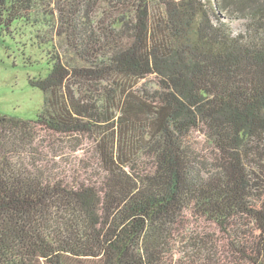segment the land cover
Masks as SVG:
<instances>
[{
    "label": "trees",
    "instance_id": "16d2710c",
    "mask_svg": "<svg viewBox=\"0 0 264 264\" xmlns=\"http://www.w3.org/2000/svg\"><path fill=\"white\" fill-rule=\"evenodd\" d=\"M56 5L43 111L0 116V264H264V0Z\"/></svg>",
    "mask_w": 264,
    "mask_h": 264
},
{
    "label": "rangeland",
    "instance_id": "374dc122",
    "mask_svg": "<svg viewBox=\"0 0 264 264\" xmlns=\"http://www.w3.org/2000/svg\"><path fill=\"white\" fill-rule=\"evenodd\" d=\"M36 7L37 19L21 21L10 30L0 29V116L22 120H34L45 107V94L32 86L31 81L45 79L52 67V58L56 51L65 55L62 39L40 25L45 9H57L58 0H42ZM47 19V18H46ZM233 29L243 27L241 20H232ZM48 29V30H47ZM52 41L47 44L45 40ZM86 151L92 152L90 144Z\"/></svg>",
    "mask_w": 264,
    "mask_h": 264
}]
</instances>
